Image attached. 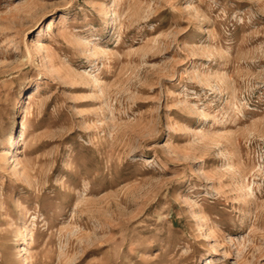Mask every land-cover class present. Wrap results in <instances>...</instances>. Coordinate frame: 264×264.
I'll return each mask as SVG.
<instances>
[{"label":"rangeland","instance_id":"374dc122","mask_svg":"<svg viewBox=\"0 0 264 264\" xmlns=\"http://www.w3.org/2000/svg\"><path fill=\"white\" fill-rule=\"evenodd\" d=\"M0 264H264V0H0Z\"/></svg>","mask_w":264,"mask_h":264}]
</instances>
